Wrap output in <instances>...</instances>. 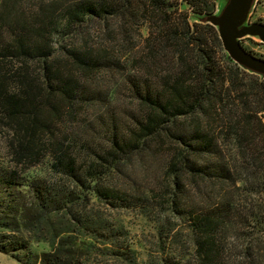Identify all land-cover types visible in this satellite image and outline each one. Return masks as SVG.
Returning a JSON list of instances; mask_svg holds the SVG:
<instances>
[{"label": "trees", "instance_id": "1", "mask_svg": "<svg viewBox=\"0 0 264 264\" xmlns=\"http://www.w3.org/2000/svg\"><path fill=\"white\" fill-rule=\"evenodd\" d=\"M215 2L0 0V253L138 264L132 212L161 264H229L230 232L264 233V80L200 22Z\"/></svg>", "mask_w": 264, "mask_h": 264}, {"label": "rangeland", "instance_id": "2", "mask_svg": "<svg viewBox=\"0 0 264 264\" xmlns=\"http://www.w3.org/2000/svg\"><path fill=\"white\" fill-rule=\"evenodd\" d=\"M225 0H216L215 10H220ZM249 23H261L264 25V0H257L255 3L251 15L249 17ZM241 46L248 53L253 56L264 60V44H261L257 38H244L240 41ZM102 85H108V81H115L113 78L99 76L98 77ZM127 92H118V99L115 102L116 109L131 108V102L126 98ZM1 138V136H0ZM7 159L6 150L4 144L0 139V161L5 162ZM156 167V166H154ZM152 167L153 172L156 169ZM138 175V173L136 174ZM122 216V215H121ZM124 223L129 231V235L132 241V248L136 251L138 256V264H161L160 254L157 252L154 244L156 238L155 225L147 221L145 218L138 216L135 212L123 213ZM162 222L168 226H173L175 232L180 231L179 235L181 239V245L187 242V236L185 231L180 229L179 223L171 220L168 217L162 219ZM252 248L253 251L259 252L258 261L260 264H264V233H252L250 236L239 235L236 232H230L227 240L226 256L229 264H248V261L244 259V250L246 247ZM260 249V250H258ZM47 246L44 244L31 243L29 247V253L31 255H39L42 252H46ZM188 253L185 251V254ZM23 255V254H22ZM164 257V256H163ZM189 258V256H188ZM0 264H20L7 255L0 253Z\"/></svg>", "mask_w": 264, "mask_h": 264}, {"label": "water", "instance_id": "3", "mask_svg": "<svg viewBox=\"0 0 264 264\" xmlns=\"http://www.w3.org/2000/svg\"><path fill=\"white\" fill-rule=\"evenodd\" d=\"M257 0H225L220 10L204 17L200 22L217 31L224 53L240 68L264 80V60L245 51L240 41L257 38L264 44V25L249 23V17Z\"/></svg>", "mask_w": 264, "mask_h": 264}]
</instances>
